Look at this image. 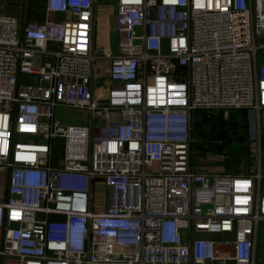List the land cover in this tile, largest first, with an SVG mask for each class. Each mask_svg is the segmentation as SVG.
I'll list each match as a JSON object with an SVG mask.
<instances>
[{"label": "built area", "instance_id": "1", "mask_svg": "<svg viewBox=\"0 0 264 264\" xmlns=\"http://www.w3.org/2000/svg\"><path fill=\"white\" fill-rule=\"evenodd\" d=\"M100 1L0 0V264H264V169H199L193 144L198 109L264 108V0H113L106 32Z\"/></svg>", "mask_w": 264, "mask_h": 264}, {"label": "rangeland", "instance_id": "2", "mask_svg": "<svg viewBox=\"0 0 264 264\" xmlns=\"http://www.w3.org/2000/svg\"><path fill=\"white\" fill-rule=\"evenodd\" d=\"M4 10L13 15H24L28 19L41 20L45 17L44 0H1ZM14 2V3H13ZM106 5V6H105ZM115 9L113 0H101L99 3V19L97 31L106 32L110 23V12ZM111 36L112 52L115 51L113 32ZM110 60L99 58L96 62V73L107 74ZM107 76V75H103ZM101 77V76H99ZM26 78V76H24ZM107 83L110 82L107 79ZM24 82V81H23ZM107 89V87H106ZM55 117L64 123L85 124L89 121L90 112L86 109H76L66 106H58L55 109ZM249 112L232 109L225 115L219 109H198L194 116V162L198 167L217 173H235L241 163H246L244 158L250 152L252 124ZM252 134V136H251ZM255 158V157H254ZM254 162L256 159H252ZM264 160V143H263ZM251 165V164H250ZM108 190L104 186H98L95 190V204L97 210H103L108 206ZM260 241L264 246V221L261 224ZM261 255V253H259Z\"/></svg>", "mask_w": 264, "mask_h": 264}, {"label": "crops", "instance_id": "3", "mask_svg": "<svg viewBox=\"0 0 264 264\" xmlns=\"http://www.w3.org/2000/svg\"><path fill=\"white\" fill-rule=\"evenodd\" d=\"M15 2H20L21 0H12ZM14 3V2H13ZM103 37H100V39H102ZM112 41H110V45L112 46L113 44L111 43ZM101 43V45L105 44V42H99ZM115 44V43H114ZM109 73V70L107 72V74ZM105 73H100L97 74L96 70H95V75L97 77L99 76H103V75H107ZM250 122L252 124V134L255 133L256 135H254V137H252L251 139V144H250V152H248L247 156L244 158V160H246V163H241V166L239 167V170L235 173H252L253 171L259 169L260 167L264 169V160H263V146H262V153H259L258 149L255 148V143H253L254 140H260V142H264V108L257 113L256 115L250 117ZM251 134V136H252ZM255 157V158H254ZM252 159H256L254 162H252ZM251 164V165H250ZM199 169H203L198 167ZM206 170V169H205ZM234 173V172H233ZM233 173H227V174H233Z\"/></svg>", "mask_w": 264, "mask_h": 264}, {"label": "water", "instance_id": "4", "mask_svg": "<svg viewBox=\"0 0 264 264\" xmlns=\"http://www.w3.org/2000/svg\"><path fill=\"white\" fill-rule=\"evenodd\" d=\"M106 80H107V76H102L98 80L95 81V93L100 98L106 97V93L103 92V87L105 86Z\"/></svg>", "mask_w": 264, "mask_h": 264}, {"label": "trees", "instance_id": "5", "mask_svg": "<svg viewBox=\"0 0 264 264\" xmlns=\"http://www.w3.org/2000/svg\"><path fill=\"white\" fill-rule=\"evenodd\" d=\"M240 110H244V111H245V113H247V110H246V109H240Z\"/></svg>", "mask_w": 264, "mask_h": 264}, {"label": "flooded vegetation", "instance_id": "6", "mask_svg": "<svg viewBox=\"0 0 264 264\" xmlns=\"http://www.w3.org/2000/svg\"><path fill=\"white\" fill-rule=\"evenodd\" d=\"M264 143V142H263Z\"/></svg>", "mask_w": 264, "mask_h": 264}]
</instances>
